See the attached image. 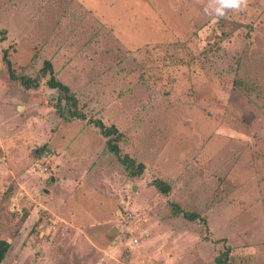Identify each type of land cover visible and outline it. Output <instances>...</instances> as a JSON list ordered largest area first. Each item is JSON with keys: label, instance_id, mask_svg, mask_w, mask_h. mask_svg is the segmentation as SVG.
I'll return each mask as SVG.
<instances>
[{"label": "rangeland", "instance_id": "rangeland-1", "mask_svg": "<svg viewBox=\"0 0 264 264\" xmlns=\"http://www.w3.org/2000/svg\"><path fill=\"white\" fill-rule=\"evenodd\" d=\"M207 5L0 0L1 264H264V0L224 17ZM4 54L32 77L50 60L144 174L60 115L48 74L12 80Z\"/></svg>", "mask_w": 264, "mask_h": 264}, {"label": "trees", "instance_id": "trees-1", "mask_svg": "<svg viewBox=\"0 0 264 264\" xmlns=\"http://www.w3.org/2000/svg\"><path fill=\"white\" fill-rule=\"evenodd\" d=\"M4 39L5 38L0 37V41H3ZM4 60L7 63L12 80L19 82L20 85L26 90L38 87L40 78L48 74L49 78L46 81L47 85L50 88L57 90L59 102H65L64 108H62L63 105L61 103L57 104V111L60 113V115L67 120L87 119L88 123L97 127L100 133L106 138L104 153H108L120 162L126 176L138 177L144 174L146 167L145 164L136 160L135 157H133L129 152H126L121 148V142L126 138L125 133L120 131L114 125L106 124L105 121L100 117L88 116L80 105V100L77 93L75 91L73 92L67 84L57 78L50 60L44 61L39 75L34 77L27 76L25 74H17L13 68V63L7 54H4ZM152 183L158 193L162 195L169 194L172 191L174 185L171 180L162 177L155 178ZM182 213L184 217L191 221L196 220L199 217L203 219L202 216H200L197 212L183 211ZM10 249L11 243L7 239L0 238V264L2 261H4ZM227 250L229 251V248H227ZM216 261L218 264H232V262L229 261V255L227 253L224 259L220 258L219 256L216 257Z\"/></svg>", "mask_w": 264, "mask_h": 264}, {"label": "clouds", "instance_id": "clouds-1", "mask_svg": "<svg viewBox=\"0 0 264 264\" xmlns=\"http://www.w3.org/2000/svg\"><path fill=\"white\" fill-rule=\"evenodd\" d=\"M211 11H209V6ZM247 6V0H208L206 11L209 15L224 17L228 11H241Z\"/></svg>", "mask_w": 264, "mask_h": 264}, {"label": "built area", "instance_id": "built-area-1", "mask_svg": "<svg viewBox=\"0 0 264 264\" xmlns=\"http://www.w3.org/2000/svg\"><path fill=\"white\" fill-rule=\"evenodd\" d=\"M136 240H138V239H134V241H136Z\"/></svg>", "mask_w": 264, "mask_h": 264}]
</instances>
